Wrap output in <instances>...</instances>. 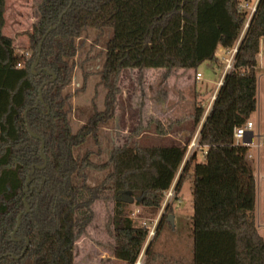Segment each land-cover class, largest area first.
I'll return each mask as SVG.
<instances>
[{
	"label": "trees",
	"instance_id": "obj_1",
	"mask_svg": "<svg viewBox=\"0 0 264 264\" xmlns=\"http://www.w3.org/2000/svg\"><path fill=\"white\" fill-rule=\"evenodd\" d=\"M251 1L41 0L38 21L24 34L26 45L17 48L14 38L2 32L5 0H0V264H74L76 238L100 199L112 203L106 224L113 241L110 256L134 264L147 233L126 211L128 204L115 200L117 191L130 192L139 216L153 220L189 140L168 146L125 143L114 147L101 165L90 161V151L77 156L74 149L88 139L97 143L100 126L114 117L122 70L159 68L165 70L164 78L173 70L197 73L204 62L217 60L219 50L236 43L234 67L223 76L203 120L205 106L200 100L193 103L192 127L200 125L203 160L189 159L176 192L178 197L186 177L191 179V264H264V239L254 214V167L248 146L236 145L233 137L257 104L264 0L255 1L249 16ZM85 29L96 32L95 43L109 34L103 39L99 71L104 108L72 133L70 95L62 90L75 65L69 60L77 52L76 40ZM198 95L196 91L194 97ZM152 123L160 135L171 128L159 120ZM86 168L108 171L100 184L91 186ZM168 214L166 207L157 227L171 224Z\"/></svg>",
	"mask_w": 264,
	"mask_h": 264
},
{
	"label": "rangeland",
	"instance_id": "obj_2",
	"mask_svg": "<svg viewBox=\"0 0 264 264\" xmlns=\"http://www.w3.org/2000/svg\"><path fill=\"white\" fill-rule=\"evenodd\" d=\"M40 1L5 0L2 32L7 36L15 34V37H12L14 38V44L26 45L27 40L24 34L38 21L37 5ZM255 1L252 0L247 7L249 16L253 11ZM108 36L109 34L107 33L100 42L95 43L96 32L85 29L82 31L81 37L76 40L77 52L73 59L69 60L70 63L74 61L75 65L70 80L62 90V93H69L71 96L68 99L71 116L67 120L72 133H76L85 124L83 120L85 119L87 110L90 109L89 111L92 113L94 111H101L99 107H101L100 101L104 89L100 84L97 66L103 59V44ZM262 47L261 57L258 55V62L263 61V65L258 69L260 92L257 108L249 119L253 124L251 130L253 135L252 141L248 146L247 158L254 167L256 178L254 214L259 233L264 239V41ZM225 56L223 52L218 51L216 61L204 62L198 68V72L201 74L199 80L194 78L196 76L195 73L188 84H185V82L178 83L180 86L177 87L175 83L172 88L169 85H164L163 72H154L153 70L145 73L138 69L122 70L117 81L119 93L115 98L114 117L108 120L106 124H102L106 129L98 132L97 143L92 141L87 146V149L92 154L90 161L96 165L104 164V162L108 161L111 150L125 143H138L141 146L172 145L174 142H180L173 140L176 139V136L178 138L181 137L184 143L187 140L189 142L184 161L173 181L176 189V183L183 174V167L189 159L196 156L197 162L203 160V151L199 150L198 145L200 125L195 130L192 127L191 114L193 101L195 99L200 100L205 106L203 116L208 113L213 102L211 97L216 94L217 83L225 65L223 60ZM32 71L36 73V71ZM84 75L86 76L84 77ZM196 91L199 93V97H194ZM171 92H173V98L169 97ZM176 99L178 101L177 105ZM165 105L174 106V114L170 116V120L175 127L171 125L169 129L173 130L174 138L170 136L169 138H156L153 134L154 124L152 120L157 119L155 118L156 111L164 109ZM149 114H152V116H148ZM168 125V121L165 122V126ZM189 131L192 135L186 139V134ZM203 150L205 149L203 148ZM85 171L88 184L91 186L100 184L107 174V169L97 170L88 168ZM191 188V179L186 177L179 191L180 198H178L181 200V207L178 206L176 201L170 205L174 213L181 211L185 216L190 214L192 209ZM111 207V201L101 199L95 201L92 205L93 218L84 232L77 236L75 241L74 264H115V262H108L107 259V255L110 256L108 245L113 242L112 237L109 236L106 230L107 219L111 214ZM136 208L139 207L133 202L127 205L126 211L129 212L132 219L138 221V225L140 226L142 218L139 216V211L135 215L133 213ZM181 225L182 227L178 223L175 229L166 227L161 232L160 238L168 235L175 239H181L186 234L184 224ZM162 242L157 241L156 244H161ZM100 251L105 252V258L101 261H99L96 254ZM143 259L144 257H142L141 262Z\"/></svg>",
	"mask_w": 264,
	"mask_h": 264
},
{
	"label": "crops",
	"instance_id": "obj_3",
	"mask_svg": "<svg viewBox=\"0 0 264 264\" xmlns=\"http://www.w3.org/2000/svg\"><path fill=\"white\" fill-rule=\"evenodd\" d=\"M9 37H15V34H11ZM263 41H264V37L260 39V54H259L260 57H261V48H263L262 47L263 46ZM14 45L17 48L25 46L24 44H22V45L19 44L18 45L17 43L14 44ZM219 51L222 52L223 50H219ZM102 63H103V59L101 60V63L98 64V66H97L99 71H100ZM262 65H263V61H260V63L258 62V65H257V68H256V75H257L256 100H257V103H258L259 92H260L259 91L260 90L259 89V86H260L259 78L260 77L258 76V69H260ZM153 70H154V72H163V73H165V70L159 69V68H156V69H154V68H144V69H142V71L145 72V73L148 72V71H153ZM99 71H98V74H99ZM197 73H199V72H197ZM194 75H195V72L192 71V70H182V69L173 70V71H171L168 74V76H166L164 78V85H166V86L169 85L172 88V87H174L175 83H176L177 87L180 86L178 83L185 82V84H188L189 81L192 80V76H194ZM99 80H100V78H99ZM171 94L170 95L167 94V95H169V97L173 98L172 97L173 96V92H171ZM104 96H105V89H104V92L101 95L102 99L100 101V106H101V107H99L100 110H102L103 107H104ZM175 102H176V105H177V103H178L177 99H176ZM193 103H194V101H193ZM67 107H68V114H69L67 116V118H68L69 116H71L70 109H69L70 108L69 104H68ZM256 108H257V104H256ZM89 110H87V112L85 113V119L83 120L84 122H86L88 116L92 113ZM74 114H72V116H74ZM152 114H149L148 116H152ZM173 114H174V106L172 107V105H170V106H166L165 105L164 109L162 108V109L156 111L155 118H157L156 120H159L162 125H165V122L168 121L169 125H172L173 127H175V125L170 120V116H172ZM153 116H154V114H153ZM164 120H166V121H164ZM102 129H106V128L103 127V125H101L99 131L101 132ZM172 131L173 130L171 129L166 134H161V135L155 133V131H154L153 134L156 136V138H158V137L169 138V136L171 138H174L175 135L173 134ZM186 135H187L186 136V139H187V137L191 136L192 133L189 131ZM251 139H252V137L249 134V135H247L245 137L244 141L250 142ZM173 140H176L177 142L180 141L179 142L180 145L184 144L183 140H181V137L178 138L176 136V139H173ZM92 141L93 140L88 139L83 145L75 148L74 149V154L77 155V156H81L86 151H89L87 149V146L90 145L92 143ZM179 143L174 142V144H172V145H178ZM162 146H168V145L164 144ZM204 149H206V148H204ZM91 155L92 154H90V156ZM86 169H88V168H86ZM107 171H108V169H107ZM85 173H86V171H85ZM87 182H88V179H87ZM179 194H180V192H178V197H179ZM178 206L181 207V204H178ZM137 211H139V208H136L134 210V212H133L134 215H135V213ZM159 212H160V210H159ZM159 212H158V214H159ZM162 213H160V216H161ZM168 213H169L168 215L172 217V223L170 222L171 224H169L167 221H165V222L161 223V225H159V227H157L155 236L151 239V241L149 242L147 248L145 249L143 264H191L192 249H193V240H192V236H191V219H192V214H193V208L191 209L190 214H187L185 216L181 211H177L176 213H174L173 210H172V206H168ZM157 215H156V217H157ZM160 216H159V219H160ZM151 221L152 220L142 219L140 222L149 223ZM178 223H179L180 227H182L181 224H184L183 226H184L185 232H186V234L181 239H179V238L175 239L174 237H169L168 235H164V236H162L160 238L161 232H163V230H165L166 227H168L169 229H172V228L175 229V228H177ZM157 241H163V242L161 244H156ZM167 244H168V246L166 247ZM185 250H186V252H185ZM96 254L98 256L99 261H101L102 259L105 258V255H104L105 252L100 251L99 253H96ZM107 259H108V262H115V264H125V262L117 260V259H114L113 257L108 256V255H107Z\"/></svg>",
	"mask_w": 264,
	"mask_h": 264
},
{
	"label": "built area",
	"instance_id": "obj_4",
	"mask_svg": "<svg viewBox=\"0 0 264 264\" xmlns=\"http://www.w3.org/2000/svg\"><path fill=\"white\" fill-rule=\"evenodd\" d=\"M252 10H254V8ZM237 44L238 43H236L233 47H231L229 49H224L222 51L226 55L225 58H223L225 65H224L221 77H220V79H219V81L217 83L216 89H218V87L221 85L222 79H223V76L225 75V73L231 71L233 69V67H234V58H235V53L237 51ZM195 78H196V80H199L201 78V74L200 73H196ZM214 98H215V95H213L211 97V99H214ZM205 116H206V114L203 116L202 120L204 119ZM252 127H253V124H252L251 120H248L243 125H241L239 127H236L234 129V133H233L234 143L236 145L249 146V144L251 143L252 139H251L250 142H246V141H244V139L249 134L252 137V135H253L252 131H251ZM175 201L178 204H181V200L177 197V192H176L174 183H172L171 186L169 187V189L164 194V199H163V202H162V205H161V208H160V212L157 215V217H155L149 223L141 222V224H140L141 227L145 228L147 234H146V239L144 241L142 249L140 251V254H139V256H138V258H137V260H136V262L134 264H143V261L141 262V259H142V257H144V252H145V249L147 248L149 242L155 236L160 213H162L163 210H165L166 207L170 206Z\"/></svg>",
	"mask_w": 264,
	"mask_h": 264
},
{
	"label": "water",
	"instance_id": "obj_5",
	"mask_svg": "<svg viewBox=\"0 0 264 264\" xmlns=\"http://www.w3.org/2000/svg\"><path fill=\"white\" fill-rule=\"evenodd\" d=\"M51 28H52V27H49V29L47 30L46 34H48V32L51 30ZM46 34L42 37V40H41V42H40V44H39V47H38V56H37L36 61H35L34 64L32 65V70H33V68L36 66V64H37V62H38V60H39L40 50H41V43H42V41L44 40ZM32 73H34V72L32 71ZM54 78H55V76L53 75V79H54ZM53 79H51L50 81H52ZM50 81H48V82H50ZM43 85H44V83L41 85V87H40V89H39V97H38V99H39L40 101H42V98H41V88L43 87ZM31 135H32L33 137H37V136L34 135L33 133H31ZM42 148H43V143H42ZM115 200H116V201H119V202H124V203H127V204H131V203L135 202V200H137V199L134 198V197L131 195L130 192L125 191V190H119V191H117V194H116V196H115ZM27 210H28V207H26V211H25V212H27ZM169 219H170V222L172 223V217H171V216H169ZM18 226H19V220L17 221V226H16V228H15L14 231H16V229L18 228ZM27 244H28V243H26V245H27Z\"/></svg>",
	"mask_w": 264,
	"mask_h": 264
},
{
	"label": "flooded vegetation",
	"instance_id": "obj_6",
	"mask_svg": "<svg viewBox=\"0 0 264 264\" xmlns=\"http://www.w3.org/2000/svg\"><path fill=\"white\" fill-rule=\"evenodd\" d=\"M26 211V210H25ZM28 211V210H27Z\"/></svg>",
	"mask_w": 264,
	"mask_h": 264
}]
</instances>
